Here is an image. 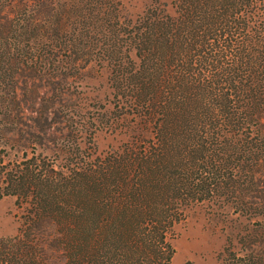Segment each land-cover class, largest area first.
<instances>
[{
    "label": "trees",
    "instance_id": "16d2710c",
    "mask_svg": "<svg viewBox=\"0 0 264 264\" xmlns=\"http://www.w3.org/2000/svg\"><path fill=\"white\" fill-rule=\"evenodd\" d=\"M91 60L109 68L113 118L85 147L75 129L9 158L6 142H32L6 129L0 198L24 210L0 264H170L193 206L264 218V0H153L134 19L119 0H0L1 107L27 73ZM127 117V140L98 153L92 134Z\"/></svg>",
    "mask_w": 264,
    "mask_h": 264
},
{
    "label": "rangeland",
    "instance_id": "374dc122",
    "mask_svg": "<svg viewBox=\"0 0 264 264\" xmlns=\"http://www.w3.org/2000/svg\"><path fill=\"white\" fill-rule=\"evenodd\" d=\"M119 1L125 16L134 19L153 0ZM160 1L170 3L171 0ZM61 66L64 72L61 69L51 76L26 71L28 75L17 83V102L4 101L8 110L1 107L0 102V115L6 111L12 118L0 125L4 127L0 131V144L4 145V139L11 137L7 128H17L16 137H26L32 142L20 139L10 148V143L6 142L9 158L21 155L22 150H30L31 146L44 154H52L75 129L79 145L85 147V134L94 128L92 123L113 118L108 66L94 60L82 62L78 68L68 63ZM76 119L82 122L75 123ZM128 119L119 120L114 130L104 127L92 134V144L98 153L116 148L127 140L128 135L121 131L129 123ZM23 210L16 205L14 196L0 198V236L17 234ZM172 244L175 253L170 264H231L232 258L225 253L227 247L235 256L254 250L252 256L256 264H264V218L235 213L229 206L196 205L175 225Z\"/></svg>",
    "mask_w": 264,
    "mask_h": 264
}]
</instances>
